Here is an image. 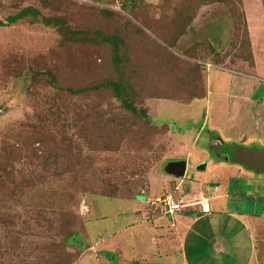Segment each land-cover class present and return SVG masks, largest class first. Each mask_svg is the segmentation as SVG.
<instances>
[{"label":"rangeland","instance_id":"obj_1","mask_svg":"<svg viewBox=\"0 0 264 264\" xmlns=\"http://www.w3.org/2000/svg\"><path fill=\"white\" fill-rule=\"evenodd\" d=\"M26 7L37 15L9 22ZM210 65L258 76L248 121L238 111L252 108ZM263 96L264 0H0V264H113L117 251L120 264H174L153 246L170 218L143 212L163 215L152 201L179 195L164 164L184 139L169 128L207 152L182 147L180 197L193 185L212 213L226 203L260 215L254 264H264V172L224 159L264 148Z\"/></svg>","mask_w":264,"mask_h":264},{"label":"crops","instance_id":"obj_2","mask_svg":"<svg viewBox=\"0 0 264 264\" xmlns=\"http://www.w3.org/2000/svg\"><path fill=\"white\" fill-rule=\"evenodd\" d=\"M213 68H217V67L210 65L208 70L210 71ZM217 69H219L222 72H225L226 75H223L220 72H218V74L227 77L229 82L227 88H232V89L234 88L233 92H231L233 101L236 102L237 104L241 103V101H245L247 103L246 107L250 106L252 108V111L247 110L245 112L242 109L238 111L241 120L243 118L244 121L245 119L248 121L249 116L251 115L252 112H254L253 105L256 104L252 98H254L255 92H257L260 89L259 87L261 85L258 76L257 75L253 76L251 74H246L243 72L238 73V71L233 73L231 71L232 69L231 70L222 69V67H218ZM217 78L223 80L222 77H217ZM208 82L210 83L209 78H208ZM257 98H261V96L260 97L257 96ZM172 101H177L185 105V103H189V104L194 103L196 99L192 101L191 100L190 101L172 100ZM157 103L158 102H155V106L158 105ZM232 105H234V103H232ZM233 109H234L233 111L235 112L236 108ZM233 111L230 106V109L227 112V116H226L227 122L229 123L228 130L229 129L231 130V125L234 123L236 118L235 113H233ZM233 118L234 120H230ZM205 123H206V117L203 119L201 129H203ZM169 129L170 132H168L169 134L167 136L168 137L171 136L170 137L171 141H175L176 139L181 143V141H183L182 139H184V141L181 143L182 147L187 145L186 148H189L190 151H194V152L196 151L198 153H207L206 150L203 149L199 150L197 148H194L195 146H197L198 143L197 137H192L191 140L188 141V139L185 138L184 135H180V134L175 135L174 132L171 130V128ZM258 131L259 130H257V128L253 129V127H251V129H249L248 131H245L244 133L239 132L238 134L234 135V137L237 138V141H239L241 139L246 138L248 135L253 134L254 132L258 133ZM230 136L232 137L233 135L230 133ZM216 142L218 145H221L224 144L226 141H224V139L222 138L221 139L217 138ZM176 144H179V142ZM182 147L181 150H178L180 147L179 148L177 147L175 149L173 148V150H170V152H172L171 157L186 158L187 168H188V160H190L188 158L189 156L188 154L190 152L187 153L186 156L183 155L184 153ZM219 158L222 157L219 156ZM202 160L203 159H201L200 162L204 161ZM205 169H206V165H205ZM160 179L163 181V189L165 188L168 189L166 186L167 185L166 182L168 181L170 182L169 178L164 180L163 178L160 177ZM180 179L181 180L177 183V187H176L177 188L176 192L179 195L177 196L175 193H172L176 200L182 199L180 197L181 193L179 189L185 186V181L182 178ZM217 185L218 187H220L219 184ZM214 188H216V186ZM140 195L142 196V194ZM145 195L147 201L151 199L147 197L148 195L147 192L145 193ZM159 196L162 195H158L156 196V198ZM221 197L228 198L230 197V193L228 194L227 192ZM183 200L187 202V204L183 207V209L178 210L176 212L177 213L181 212L184 215L182 214L177 215L176 212L171 214L165 212V210L163 209H161L163 210L164 213L163 215H158L157 211L154 209H146L143 211L144 218H146L148 222L152 220L153 221L152 224H157V223L159 224L160 221L164 219V217L170 218L171 221L170 225L168 224V226L162 228L163 234L160 235V238L159 237L155 238L157 242L159 241L158 244H153V246H155L154 247L155 251L158 250L157 248H160L162 252H168L170 254V258L172 257L171 255H173L172 260L175 261L174 264H254L256 262V257H257L255 251L256 233L254 226L257 224L258 220L260 219V215L258 217L255 214L252 215L250 213H246V211H240L239 209L230 210V205L226 203L221 207L216 205L215 211L212 213L211 197H206L201 191H199L193 185L189 188ZM206 202L208 203L209 210L207 212H203L202 204ZM218 211L221 212L224 216L217 215V213H219ZM201 215L203 216L202 222H204V220H208V221L211 220V224L202 225V226L200 225V227L197 226L196 228V225L201 221L200 219ZM263 216L264 214H262L261 217ZM153 219H155V221ZM160 224L162 225L163 222H161ZM190 234L193 235L192 238H189ZM204 248L211 252L210 257L204 255L203 253ZM88 249L90 250L91 248ZM118 252L119 251H117L116 254H114L110 258L108 256V253L106 252L105 258H109L111 262L113 261L112 259H114V261L112 262L113 264H115L117 260L126 261L122 257L116 259L117 258L116 255H118ZM88 253H89L88 251H84L83 254L86 255ZM98 254L99 251L94 252L93 255L97 256ZM127 263H130V261H127ZM116 264H120V263L117 262Z\"/></svg>","mask_w":264,"mask_h":264},{"label":"water","instance_id":"obj_3","mask_svg":"<svg viewBox=\"0 0 264 264\" xmlns=\"http://www.w3.org/2000/svg\"><path fill=\"white\" fill-rule=\"evenodd\" d=\"M224 159L231 161L235 164H241L248 169L255 172H264V148H234L230 156H224ZM198 169L204 170L205 164L198 166ZM164 170L166 174L176 178H184L187 172V159L186 158H169L165 165Z\"/></svg>","mask_w":264,"mask_h":264},{"label":"built area","instance_id":"obj_4","mask_svg":"<svg viewBox=\"0 0 264 264\" xmlns=\"http://www.w3.org/2000/svg\"><path fill=\"white\" fill-rule=\"evenodd\" d=\"M155 203H159L162 208H164L165 212L173 214L174 212L183 209V207L187 204L183 199L176 200L173 194L163 195L162 197L156 198ZM209 210L208 203L202 204V211L207 212Z\"/></svg>","mask_w":264,"mask_h":264},{"label":"trees","instance_id":"obj_5","mask_svg":"<svg viewBox=\"0 0 264 264\" xmlns=\"http://www.w3.org/2000/svg\"><path fill=\"white\" fill-rule=\"evenodd\" d=\"M38 11L32 7H26L23 10H21L19 13L15 14L14 16L9 18V22L13 23V22H17L18 20L27 17L28 15L32 14L33 17H35L37 15ZM48 24H50V22H47ZM105 39L112 41L113 43H115L114 40V36H107ZM115 46V44H113ZM124 105L126 106L127 109H129L132 113L139 115L140 117L144 118V116L146 115V113L141 110L140 112H137V109H134L132 104H128V103H124ZM246 167V166H245ZM247 168V167H246Z\"/></svg>","mask_w":264,"mask_h":264},{"label":"clouds","instance_id":"obj_6","mask_svg":"<svg viewBox=\"0 0 264 264\" xmlns=\"http://www.w3.org/2000/svg\"><path fill=\"white\" fill-rule=\"evenodd\" d=\"M156 199V198H155Z\"/></svg>","mask_w":264,"mask_h":264},{"label":"flooded vegetation","instance_id":"obj_7","mask_svg":"<svg viewBox=\"0 0 264 264\" xmlns=\"http://www.w3.org/2000/svg\"><path fill=\"white\" fill-rule=\"evenodd\" d=\"M222 157V156H221Z\"/></svg>","mask_w":264,"mask_h":264}]
</instances>
